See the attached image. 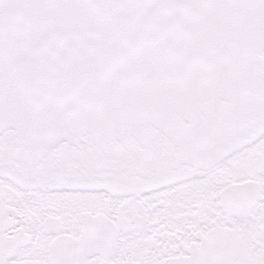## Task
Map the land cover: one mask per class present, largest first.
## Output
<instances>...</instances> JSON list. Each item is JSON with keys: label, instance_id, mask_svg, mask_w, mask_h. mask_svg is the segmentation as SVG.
<instances>
[{"label": "snow or ice", "instance_id": "obj_1", "mask_svg": "<svg viewBox=\"0 0 264 264\" xmlns=\"http://www.w3.org/2000/svg\"><path fill=\"white\" fill-rule=\"evenodd\" d=\"M0 264H264V0H0Z\"/></svg>", "mask_w": 264, "mask_h": 264}]
</instances>
